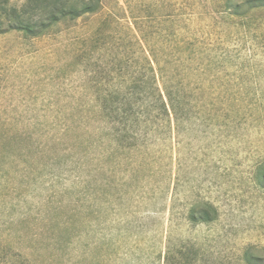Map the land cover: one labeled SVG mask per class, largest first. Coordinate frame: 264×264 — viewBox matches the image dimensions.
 Wrapping results in <instances>:
<instances>
[{"label":"rangeland","instance_id":"rangeland-1","mask_svg":"<svg viewBox=\"0 0 264 264\" xmlns=\"http://www.w3.org/2000/svg\"><path fill=\"white\" fill-rule=\"evenodd\" d=\"M99 1L36 37L2 17L0 264H264V10ZM184 40L199 51L188 65ZM150 49L163 61L153 75ZM134 73L150 77L156 109L133 103V124H114L98 95L127 109ZM164 85L189 116L165 114ZM204 207L210 221H188Z\"/></svg>","mask_w":264,"mask_h":264},{"label":"trees","instance_id":"trees-1","mask_svg":"<svg viewBox=\"0 0 264 264\" xmlns=\"http://www.w3.org/2000/svg\"><path fill=\"white\" fill-rule=\"evenodd\" d=\"M8 0H0V26L6 23L7 29L20 30L27 36H40L47 33L50 28L55 30V27L59 26L67 19L74 20L87 13L96 12L100 8L99 0H28L23 7H12L8 5ZM245 8L247 10H264V0H224V11L227 12L229 17H242L245 16V12L240 11V8ZM5 17L7 20H2ZM3 32V31H2ZM100 33V28L95 32ZM194 42L192 40H184L181 48L184 47V53L180 62L186 65L191 64L193 61L192 57L196 54L195 50L199 53L197 48H195ZM150 56L148 57V62L150 66H147L148 70H151V75H153V70L151 66V61L160 64L163 62L155 56L153 49H150ZM160 61V62H159ZM201 65V63H198ZM114 69L122 71L123 67L119 63H115ZM161 72V71H160ZM145 73H134L131 78V84L129 85V91L126 97L129 98V107L125 110H118L112 105L116 101L115 95L112 92L106 93L105 95L99 96L102 100V108L105 115L114 124H122L127 120L131 121V117L135 116L136 113L132 111L133 103L139 102L140 106L145 110H154V103H156L154 91L151 89L150 77L144 76ZM154 84V76H151ZM172 86L163 87V92L158 89L157 99L161 102V108L168 113L167 104L174 114L175 121L182 120L184 114L189 116V110L186 105L190 102L185 93H180L178 90H172ZM164 93V94H163ZM163 95L166 96L167 102L164 100ZM119 97V96H118ZM115 98V99H114ZM154 102V103H153ZM161 111V112H163ZM133 120H137L134 118ZM119 128L116 130V132ZM117 136V133H114ZM256 185L260 189H264V160L258 164L257 171L255 174ZM214 212L216 210L212 205L207 204ZM209 209L204 207L197 211H191L188 213L187 219L189 222H207L212 219L209 217ZM184 259L187 261H192L195 258H186L188 255H183ZM260 257H254L251 253H245L243 255V260L245 264H254L255 261L260 260ZM258 264V263H255Z\"/></svg>","mask_w":264,"mask_h":264}]
</instances>
